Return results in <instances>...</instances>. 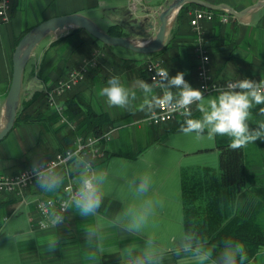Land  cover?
Returning <instances> with one entry per match:
<instances>
[{"label": "crops", "instance_id": "0c3cea01", "mask_svg": "<svg viewBox=\"0 0 264 264\" xmlns=\"http://www.w3.org/2000/svg\"><path fill=\"white\" fill-rule=\"evenodd\" d=\"M171 1L11 0L9 20H0V126L12 74V54L15 41L21 34L47 18L81 13L104 31L116 24L120 35L128 36L132 29L138 33L134 35L137 38L150 37L159 26L157 13ZM205 1L225 3L241 11L264 0ZM185 5L188 6L186 15L178 18L177 14L166 33L164 46L154 53L142 54L117 45L104 46L100 41L92 45L85 32L72 33L73 28L48 33L32 50L24 67L20 101L28 98L36 89H49L59 78L66 77L71 69L79 66L83 59L99 51L98 65L73 89L56 98L62 106L64 100L71 97L82 104H89L96 113L107 115L110 122L108 128L114 127L110 139L101 143L105 157L95 162L91 170L96 168L97 173H103L105 178L126 179L116 169L135 170L140 166L139 169L147 167L150 170L151 166L163 163V150L169 148L176 150L180 159L191 154L218 155L217 144L230 143L229 138L215 136L209 139L207 130L199 139L195 133L185 135L180 131L186 119L184 116L157 125L140 122L155 110L151 112L147 107L140 110L144 104V94L139 89V81L155 85L145 71L146 61L159 60L170 76L177 71L183 72L184 79L193 88L199 89L195 35L187 17L188 12L195 7ZM222 16L225 20H222ZM202 25L210 57L209 72L213 79H264V4L248 8L240 17L224 9L213 10V18L202 21ZM172 37L176 41L168 43ZM43 40L45 43H42ZM112 76L119 77L128 88L129 103L125 108L110 107L106 98L99 95ZM155 92L157 95L162 94L159 88H155ZM132 93H135V98ZM203 94L206 100L216 95L215 92ZM261 108L264 105H255L251 109L250 127H255L257 121H264ZM191 111V118L201 116L195 104ZM65 130L57 133L58 136ZM58 136L40 122L19 123L0 142V173L14 174L54 156L59 146ZM241 149L246 182L233 201L232 210L249 215L258 204L256 191L260 190L264 194V140L258 139ZM150 150H154L157 157L149 155ZM197 165L216 168L204 162ZM69 167L70 175L79 187L85 167L79 162H73ZM133 176L137 177L138 174L132 171ZM43 181H36L25 189V200L15 193L0 192V264H135L137 260H142L143 264H221L211 257L203 259L207 251L186 248L184 232V245L180 249L151 253L146 248L150 237L136 228L115 221L123 209L122 201L115 196L122 194L113 191L105 193L101 187V203L93 213L81 215L71 201L60 222L50 224L43 230L33 229L32 219L37 218L35 199L63 195L61 186L64 179L60 183L61 190H46L42 187ZM261 211L258 216L264 217V210ZM53 239L55 244L51 246L50 241ZM244 250L246 258L241 261L237 256V264H264V247L253 254L248 252L246 246Z\"/></svg>", "mask_w": 264, "mask_h": 264}, {"label": "trees", "instance_id": "16d2710c", "mask_svg": "<svg viewBox=\"0 0 264 264\" xmlns=\"http://www.w3.org/2000/svg\"><path fill=\"white\" fill-rule=\"evenodd\" d=\"M190 6L204 8L192 3ZM187 11L188 6L184 5L179 10L178 18L184 17ZM187 17L190 21V16ZM76 31L85 32L90 37L92 45L99 42L80 27L72 29V33ZM107 32L120 35V29L116 24L110 25ZM22 35L17 37L15 44ZM175 41V37H172L168 43ZM102 45L106 44L102 43ZM63 108L65 115L75 120L76 128L66 129L62 135L58 136L65 125L58 123L59 114L49 107L46 90L36 89L28 98L19 102L12 129L21 122L42 123L45 128L50 129L51 133L58 136L59 146L55 153L73 147L74 139L78 134L100 135L108 129L110 122L107 115L96 113L89 104H82L71 97L64 100ZM56 122L58 125L54 126ZM229 144H217L218 164L216 168L210 165H196L182 167L180 171L185 247L210 250L211 259L218 263H221L223 251L237 242L246 246L250 254L264 247V217L258 216V213L264 210V194L260 190L256 191L258 204L249 215L238 214L232 210L233 201L244 188L246 174L242 149H232ZM64 177L63 169L59 168L43 180L57 179L58 183L54 189H60V183Z\"/></svg>", "mask_w": 264, "mask_h": 264}, {"label": "clouds", "instance_id": "9594fccd", "mask_svg": "<svg viewBox=\"0 0 264 264\" xmlns=\"http://www.w3.org/2000/svg\"><path fill=\"white\" fill-rule=\"evenodd\" d=\"M159 80L155 85L139 81V89L144 94V104L140 106L143 111L147 107L151 112L160 106H166L172 111H179L186 119L181 125L180 131L185 135L195 133L202 138L207 130L209 139L215 136H227L232 149L245 147L256 140H264V121H257L255 127H250L249 120L252 116L251 109L255 105H264V81H255L244 78L229 82L225 87L216 89V95L205 99L200 89L193 88L185 79L184 73L177 71L170 76L168 69L161 68L157 72ZM155 88L161 90L157 95ZM173 89L177 91L174 92ZM99 95L106 98L110 107L125 108L129 103V91L119 77L112 76L108 79ZM135 98V93H132ZM195 104L201 116L191 118V106ZM264 114V108L260 109ZM154 115V113H153ZM103 173H96L90 166H85L84 173L80 177L78 190L72 197L75 207L81 215L87 216L93 213L100 205L102 193L100 184L104 180ZM58 181L47 179L42 182V187L52 190ZM147 177L142 178L138 191L147 190ZM60 217L53 221L58 222ZM54 239L50 245L54 246ZM211 256V251L203 254V259ZM237 256L243 261L246 258L244 245L237 242L226 248L221 257V264H237ZM135 264H143L137 260Z\"/></svg>", "mask_w": 264, "mask_h": 264}, {"label": "built area", "instance_id": "2783aa9c", "mask_svg": "<svg viewBox=\"0 0 264 264\" xmlns=\"http://www.w3.org/2000/svg\"><path fill=\"white\" fill-rule=\"evenodd\" d=\"M10 9L11 0H0L1 21H8ZM188 14L190 16L189 23L195 35L194 50L198 56L197 77L199 80V89L203 93H216V89L223 88L229 82H234L236 80L217 81L213 79L209 72L210 57L205 46L202 21L211 20L213 18V11L207 8H193ZM222 20H225L224 16H222ZM97 56L98 52L94 51L91 56L83 59L79 66L71 69L66 77L59 78L52 87L46 90L48 105L59 114L60 123L65 125V129L76 128V122L65 115L63 106L57 102L56 98L78 85L86 74L97 66ZM161 68L162 66L159 60L146 61L145 71L153 84H156L159 80L157 72ZM261 81H264V79ZM178 116H182L179 111H172L166 106H160L155 108L151 114L144 117L140 122L146 125H157L174 120ZM113 129L114 127L110 126L100 135L78 134L74 139L73 147L58 151L54 156L42 161L36 166L21 170L14 174L0 173V192L15 193L20 196L22 200H25L24 191L26 188L36 181L52 175L58 168H63L65 176L61 186L63 195L36 198L34 202L37 218L32 219L31 227L33 229L43 230L50 224H57V222L54 223L53 221L57 216L60 217L58 222L62 220L72 201L73 195L78 190V187L75 185L70 175V170L68 169L69 164L74 160H81L92 169V163L105 157V150L101 146V143L110 139Z\"/></svg>", "mask_w": 264, "mask_h": 264}, {"label": "rangeland", "instance_id": "374dc122", "mask_svg": "<svg viewBox=\"0 0 264 264\" xmlns=\"http://www.w3.org/2000/svg\"><path fill=\"white\" fill-rule=\"evenodd\" d=\"M42 43H45V40ZM163 151L165 155L161 156L162 164L153 165L150 170L147 167L139 169L140 166H137L135 170L131 168L118 171L116 169V172H120L126 179L104 178L100 185L105 193L113 191L115 194L116 192L122 194L115 196L123 203V209L115 221L136 228L148 238L150 237L151 240L146 243V248L150 249L151 253L171 252L184 245L180 192L181 167L196 166L203 162L213 166L218 164L217 153L191 154L192 156L186 155L185 158L180 159L176 150L169 148ZM155 153L154 150H150L149 155L157 157ZM73 162H79L84 167L86 165L81 160ZM68 169L70 170L69 166ZM94 171L97 173L96 168ZM132 171L138 176L132 178ZM144 177H147L148 187L146 191L140 192L139 185Z\"/></svg>", "mask_w": 264, "mask_h": 264}, {"label": "water", "instance_id": "95a60500", "mask_svg": "<svg viewBox=\"0 0 264 264\" xmlns=\"http://www.w3.org/2000/svg\"><path fill=\"white\" fill-rule=\"evenodd\" d=\"M196 4L211 10L224 9L234 16H242L248 8L264 4L258 1L250 7L237 11L225 3H210L205 0H172L164 9L157 13L159 26L150 37L137 38L135 30L130 35H112L102 30L92 19L81 13H70L47 18L26 31L15 45L12 54V74L10 85L4 100L3 123L0 126V141L12 129L22 88L24 67L35 46L48 34L57 30L80 27L92 37L108 45L122 46L132 51L149 54L159 51L165 44L166 33L173 25L179 10L185 4Z\"/></svg>", "mask_w": 264, "mask_h": 264}]
</instances>
